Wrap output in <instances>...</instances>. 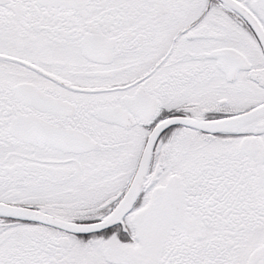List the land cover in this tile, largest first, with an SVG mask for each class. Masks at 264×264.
Instances as JSON below:
<instances>
[{
  "label": "snow or ice",
  "instance_id": "obj_1",
  "mask_svg": "<svg viewBox=\"0 0 264 264\" xmlns=\"http://www.w3.org/2000/svg\"><path fill=\"white\" fill-rule=\"evenodd\" d=\"M0 264H264V0H0Z\"/></svg>",
  "mask_w": 264,
  "mask_h": 264
}]
</instances>
